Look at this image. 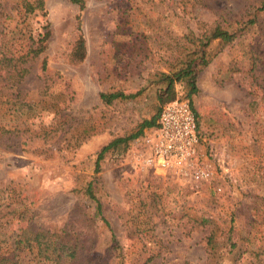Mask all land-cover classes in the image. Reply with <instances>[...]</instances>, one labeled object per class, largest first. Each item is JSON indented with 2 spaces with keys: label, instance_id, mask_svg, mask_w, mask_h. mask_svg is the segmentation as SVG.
<instances>
[{
  "label": "rangeland",
  "instance_id": "1",
  "mask_svg": "<svg viewBox=\"0 0 264 264\" xmlns=\"http://www.w3.org/2000/svg\"><path fill=\"white\" fill-rule=\"evenodd\" d=\"M36 1L0 0V59L14 58L0 64V257L264 264V0H83L81 10L42 0V10L26 12ZM216 24L231 25L236 37L211 45L217 55L191 98L212 179L185 182L145 168L139 142L147 130L107 152L96 174L99 151L157 113L161 76ZM47 30L44 51L19 59ZM79 35L86 56L75 64ZM175 89L184 92L181 83ZM116 92L137 96L101 101ZM47 246L75 256L60 262Z\"/></svg>",
  "mask_w": 264,
  "mask_h": 264
},
{
  "label": "trees",
  "instance_id": "2",
  "mask_svg": "<svg viewBox=\"0 0 264 264\" xmlns=\"http://www.w3.org/2000/svg\"><path fill=\"white\" fill-rule=\"evenodd\" d=\"M68 2L78 5L80 10L84 7V1L83 0H67ZM264 5V1H263ZM43 4L42 0H37L36 4L33 5L32 3H27L25 5L26 12L32 13L34 9H40L42 10ZM78 20V18H77ZM233 27L230 25L227 28L222 27L220 24H216L213 27H211L209 30L203 32L201 35H199L196 39H190V45L191 47L184 51V54L182 55L183 58L181 59L179 63L178 69H173L168 74H163L161 76V82L164 84V87L162 91L158 94V102H159V109L157 110V113L151 117L148 120H143L137 130L125 137L117 138L113 141H111L108 145L104 146L99 153L97 154L96 161H95V170L94 172L97 174L100 171V163L104 159V156L107 152L110 150H115L121 145H126L129 141L139 138L143 135L145 130H149L152 128H155L158 126L157 121L159 118V114L161 112V109L166 104H169L173 102L176 98V85L182 84L184 88L183 92V99L187 100L189 103L190 108L191 106V98L193 95H195L198 92V88L196 85L197 75L199 72H201L204 68L208 66V64L211 62V60L217 55V53L213 52L211 49V45L214 42H219L221 46H226L230 44L236 37V32L232 30ZM78 30H80L78 28ZM49 31H45L43 35L37 40L32 41L31 46L29 47V53L27 55L20 57L19 59H25L26 56H29L30 54L33 57L38 56L40 53H42L45 49V41L49 37ZM36 45V46H35ZM86 56V48H85V41L83 40L82 36L79 35L78 39L76 40V43L74 45V48L71 52L70 59L75 64H78L84 60ZM4 60V62H2ZM14 58H3L0 59L1 63H7L8 66H11V63L13 62ZM25 69H21V71L18 72V76L21 77L25 73ZM137 96L136 94H129L125 95L121 92L116 93H101L100 99L105 104H110L114 100L117 99H132ZM193 110V109H192ZM86 193L90 196V198L94 201H96L94 194H93V182H90L87 186ZM97 202V201H96ZM97 212L100 214V204L97 202ZM48 249H51L56 254L57 258L62 260L63 258L66 259H73L75 254L73 249H69L65 256L62 254V246H47ZM46 251V248H45ZM60 260V262H61ZM0 264H15L12 263V261L8 258L0 257Z\"/></svg>",
  "mask_w": 264,
  "mask_h": 264
},
{
  "label": "built area",
  "instance_id": "3",
  "mask_svg": "<svg viewBox=\"0 0 264 264\" xmlns=\"http://www.w3.org/2000/svg\"><path fill=\"white\" fill-rule=\"evenodd\" d=\"M182 94L176 89L175 100L161 109L158 126L141 138V164L162 177L209 182L215 173L214 164L200 149L196 116Z\"/></svg>",
  "mask_w": 264,
  "mask_h": 264
}]
</instances>
